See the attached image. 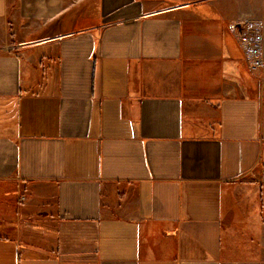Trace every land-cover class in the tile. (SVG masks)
<instances>
[{"label":"crops","instance_id":"obj_1","mask_svg":"<svg viewBox=\"0 0 264 264\" xmlns=\"http://www.w3.org/2000/svg\"><path fill=\"white\" fill-rule=\"evenodd\" d=\"M0 264H264V0H0Z\"/></svg>","mask_w":264,"mask_h":264},{"label":"built area","instance_id":"obj_2","mask_svg":"<svg viewBox=\"0 0 264 264\" xmlns=\"http://www.w3.org/2000/svg\"><path fill=\"white\" fill-rule=\"evenodd\" d=\"M240 28L239 38L241 40L242 46L244 48L246 60L252 68L261 66V60L257 53V34L256 30L247 21H244Z\"/></svg>","mask_w":264,"mask_h":264},{"label":"rangeland","instance_id":"obj_3","mask_svg":"<svg viewBox=\"0 0 264 264\" xmlns=\"http://www.w3.org/2000/svg\"><path fill=\"white\" fill-rule=\"evenodd\" d=\"M243 24V23H242ZM258 37V36H257Z\"/></svg>","mask_w":264,"mask_h":264}]
</instances>
